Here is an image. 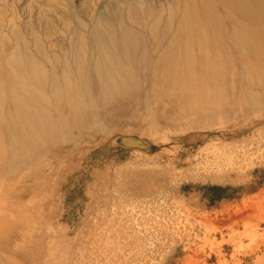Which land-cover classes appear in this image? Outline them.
<instances>
[{"label": "rangeland", "instance_id": "rangeland-1", "mask_svg": "<svg viewBox=\"0 0 264 264\" xmlns=\"http://www.w3.org/2000/svg\"><path fill=\"white\" fill-rule=\"evenodd\" d=\"M199 2L0 0V264H264V0Z\"/></svg>", "mask_w": 264, "mask_h": 264}, {"label": "bare ground", "instance_id": "bare-ground-1", "mask_svg": "<svg viewBox=\"0 0 264 264\" xmlns=\"http://www.w3.org/2000/svg\"><path fill=\"white\" fill-rule=\"evenodd\" d=\"M188 1V0H187ZM190 1H192V0H190ZM201 2V1H200ZM199 2V3H200ZM201 4V3H200ZM199 4V5H200ZM202 4H203V0H202ZM201 4V9L203 8V5ZM130 7H131V11L132 12H136V10H137V6L136 5H130ZM199 8V7H198ZM184 9V8H183ZM196 11H198V10H196ZM202 11H203V9H202ZM201 11V12H202ZM184 12H185V10H184ZM188 14V13H187ZM192 13H190V15H191ZM189 15V14H188ZM194 15V14H193ZM195 15H196V12H195ZM194 15V16H195ZM197 15H199V13L197 14ZM111 21V23L113 22V23H115V28L117 29V31L118 32H120V33H122L123 35H124V37H123V41L125 40V42H127L128 40L127 39H130V34H132L133 33V40H135V37H137L136 35L138 34L133 28H131V27H129L128 25H126L125 23H124V20H123V17H122V14H121V12H119V11H117V10H109V12L107 13V14H105V15H102V16H100L99 17V19H98V23H97V25L95 26V27H93L92 28V33H93V35L94 36H97V38L100 40V48H101V52L103 53V55L105 54L106 55V51H104V49H103V46H105L106 44H108L106 41L103 43L101 40L102 39H105V37L104 38H102L101 36H104V35H106L107 33H111V32H113L112 31V29L114 30V28L112 27H106V24L108 25V26H110V24H108V22H110ZM137 25L139 24V22H138V20H137V22H135ZM111 30V32H110V30ZM104 32H105V34H104ZM107 32V33H106ZM104 34V35H103ZM107 36V35H106ZM106 40V39H105ZM112 40V39H111ZM111 40H108V41H111ZM121 40H122V37H121ZM113 41V40H112ZM119 41H120V38H119ZM119 41H117L116 43H117V45L118 44H120V46L122 45V47H125V48H129V46L124 42V43H122L121 41H120V43H118ZM137 41V40H136ZM113 44V43H112ZM109 47V46H108ZM112 47V46H111ZM114 47V46H113ZM112 47V48H113ZM131 48V47H130Z\"/></svg>", "mask_w": 264, "mask_h": 264}]
</instances>
